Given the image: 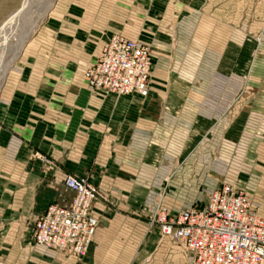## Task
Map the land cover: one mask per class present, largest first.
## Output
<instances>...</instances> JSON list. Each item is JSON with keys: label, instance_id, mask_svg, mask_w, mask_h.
<instances>
[{"label": "crops", "instance_id": "0c3cea01", "mask_svg": "<svg viewBox=\"0 0 264 264\" xmlns=\"http://www.w3.org/2000/svg\"><path fill=\"white\" fill-rule=\"evenodd\" d=\"M257 7L263 23L252 33L235 30L234 0L62 1L0 88V264H195L148 217L159 201L177 214L224 183L246 186L233 131L221 147L209 121L218 103L234 101L235 74L264 77V0ZM113 35L150 47L148 96L87 86L85 68ZM250 173L264 176V164ZM67 174L88 177L104 196L92 206L98 226L83 257L33 238L51 203H72Z\"/></svg>", "mask_w": 264, "mask_h": 264}, {"label": "built area", "instance_id": "2783aa9c", "mask_svg": "<svg viewBox=\"0 0 264 264\" xmlns=\"http://www.w3.org/2000/svg\"><path fill=\"white\" fill-rule=\"evenodd\" d=\"M151 74L150 47L113 35L85 68L84 80L90 90L146 97ZM64 183L75 192L72 203H51L34 221L33 238L37 245L83 257L98 226L92 206L103 193L86 176L67 174ZM148 220L162 236L184 244L195 264H264V217L236 182L222 184L177 214L159 201Z\"/></svg>", "mask_w": 264, "mask_h": 264}, {"label": "rangeland", "instance_id": "374dc122", "mask_svg": "<svg viewBox=\"0 0 264 264\" xmlns=\"http://www.w3.org/2000/svg\"><path fill=\"white\" fill-rule=\"evenodd\" d=\"M23 1L0 0V14L6 12L8 9L6 4L8 2H10L9 9L12 14L21 7ZM53 1V5H49L45 0L41 2L39 8L41 14L33 20L35 28L30 37L50 17L62 1L70 0ZM257 3L258 0H234L235 30H242L243 27H247L252 33H257L260 30L263 22H261L262 16L260 15V10H258ZM3 23H0V27ZM259 37H257V40L260 41L261 38ZM12 52L7 56L8 60L14 56V52ZM253 78L256 81H253ZM235 84L234 101L226 103L223 107L218 103V118H212L209 121L211 123L209 127L220 131L218 137L220 140L219 146L221 147L227 145L224 137V135H227L226 131H233L234 140L232 139L233 141L229 142V146L235 156V163L242 166L243 169L245 168L246 170L248 168L249 170L247 183H242L243 186L246 185L244 190L250 196L253 204L259 207L262 216H264V190L262 191L260 187L263 183L260 179L264 176L252 177L250 173L259 164H264L258 156L261 153V145L264 144V77L257 79L256 72L251 69L244 76L235 74ZM222 130H224V133H222ZM224 139L225 141H223ZM42 160L52 165V161L43 155ZM236 183L238 182L236 181Z\"/></svg>", "mask_w": 264, "mask_h": 264}, {"label": "bare ground", "instance_id": "6f19581e", "mask_svg": "<svg viewBox=\"0 0 264 264\" xmlns=\"http://www.w3.org/2000/svg\"><path fill=\"white\" fill-rule=\"evenodd\" d=\"M43 0H24L21 7L14 11L0 27V88L11 65L21 53L25 43L34 31V19L37 18ZM53 5V0H45ZM14 56L8 60L10 52ZM12 52V53H13Z\"/></svg>", "mask_w": 264, "mask_h": 264}]
</instances>
